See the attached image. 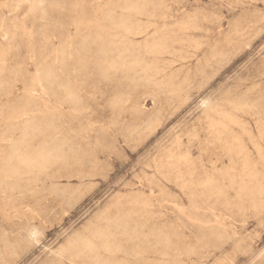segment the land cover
Here are the masks:
<instances>
[{"label":"rangeland","instance_id":"374dc122","mask_svg":"<svg viewBox=\"0 0 264 264\" xmlns=\"http://www.w3.org/2000/svg\"><path fill=\"white\" fill-rule=\"evenodd\" d=\"M105 263L264 264V0H0V264Z\"/></svg>","mask_w":264,"mask_h":264},{"label":"bare ground","instance_id":"6f19581e","mask_svg":"<svg viewBox=\"0 0 264 264\" xmlns=\"http://www.w3.org/2000/svg\"><path fill=\"white\" fill-rule=\"evenodd\" d=\"M30 1V0H29ZM255 1V0H254ZM257 1V0H256ZM50 2V1H49ZM28 3V2H27ZM31 3V2H30ZM46 4H47V2H46ZM235 5V4H234ZM31 6V5H30ZM163 7H164V5H163ZM124 8H125V6H124ZM98 9V8H97ZM123 9V8H122ZM43 10V9H42ZM47 11V10H46ZM99 12H100V10H98ZM130 11H132V10H130ZM71 14V13H70ZM120 15V14H119ZM127 15V14H126ZM122 16V15H121ZM40 17V16H39ZM114 18H115V16H114ZM247 18V17H246ZM96 19V18H95ZM120 19V18H119ZM124 19V18H123ZM131 19V18H130ZM248 20V19H247ZM117 21V20H116ZM139 21V20H138ZM252 21V20H251ZM251 21L249 22V21H247V22H249L248 24H250L251 23ZM120 22V21H119ZM188 22V21H187ZM88 23V22H87ZM94 23V22H93ZM239 24V23H238ZM245 24V23H244ZM252 24V23H251ZM87 25V24H86ZM90 25V24H89ZM96 25V24H95ZM94 25V26H95ZM185 25V24H184ZM230 26V25H229ZM235 26V25H234ZM17 27V26H16ZM82 27V26H81ZM85 27V26H84ZM173 27H174V25H173ZM117 28V27H116ZM193 28V27H192ZM195 29V28H194ZM199 29V28H198ZM239 29V28H238ZM250 29V28H249ZM196 30V29H195ZM194 30V31H195ZM78 31V30H77ZM179 32V31H178ZM230 32V31H229ZM237 32V31H236ZM235 32V33H236ZM109 33H110V31H109ZM240 33V32H239ZM145 34V33H144ZM237 34V33H236ZM236 34H234V35H236ZM135 37V36H134ZM177 37V36H176ZM70 38V37H69ZM239 38V37H238ZM140 39V38H139ZM64 40V39H63ZM226 41V40H225ZM229 42V41H228ZM128 44V43H127ZM172 47V46H171ZM158 49V48H157ZM120 54V53H119ZM221 54V53H220ZM226 54V53H225ZM211 56V55H210ZM55 57V56H54ZM214 57V56H213ZM224 57V56H223ZM152 59H154V58H152ZM208 60V59H207ZM217 60V59H216ZM186 62V61H185ZM40 66V65H39ZM109 70V69H108ZM164 72V71H163ZM48 77V76H47ZM160 77V76H159ZM172 77V76H171ZM205 77V76H204ZM34 80V79H33ZM44 80V79H43ZM155 80V79H154ZM158 80V79H157ZM205 81V80H204ZM55 82V81H54ZM65 84V83H64ZM32 85V84H31ZM162 88V87H161ZM165 88V87H164ZM184 88V87H183ZM28 91V90H27ZM64 92V91H63ZM69 93V92H68ZM137 97V96H136ZM29 98V97H28ZM42 99V98H41ZM226 103V102H225ZM227 106H228V104H227ZM239 109V108H238ZM252 110V109H251ZM11 111V110H10ZM222 113V112H221ZM214 114H215V112H214ZM222 115V114H221ZM220 116V115H219ZM148 117V116H147ZM212 119V118H211ZM227 120H229L228 118H227ZM11 121V120H10ZM231 122V121H230ZM229 122V123H230ZM42 124V123H41ZM40 124V125H41ZM26 126V125H25ZM217 127V126H216ZM227 127V126H226ZM48 128V127H47ZM227 129V128H226ZM225 129V130H226ZM143 130V129H142ZM31 131V130H30ZM33 131H35V130H33ZM247 131V130H246ZM227 132V131H226ZM232 132V131H231ZM244 132H245V130H244ZM34 133V132H33ZM214 133V132H213ZM228 134H230V133H228ZM248 134H250V133H248ZM243 135V134H242ZM252 135V134H251ZM230 136V135H229ZM237 137V136H236ZM258 138V137H257ZM250 139V138H249ZM255 139V138H254ZM258 140V139H257ZM230 141V140H229ZM236 141V140H235ZM253 141V140H252ZM219 142V141H218ZM68 143V142H67ZM241 143V142H240ZM5 144V143H4ZM63 144V143H62ZM12 145V144H11ZM64 145V144H63ZM214 145V144H213ZM227 145V144H226ZM239 145V144H238ZM57 146V145H56ZM244 146V145H243ZM181 147V146H180ZM240 147V146H239ZM77 148V147H76ZM235 149V148H234ZM237 149V148H236ZM59 150H60V148H59ZM90 151V150H89ZM14 152V151H13ZM48 152V151H47ZM86 152V151H85ZM15 153V152H14ZM229 153V152H228ZM16 154H18V153H16ZM48 154V153H47ZM223 154V153H222ZM232 155V154H231ZM260 155V154H259ZM263 155V154H262ZM17 156H19V155H17ZM173 156V155H172ZM49 157V156H48ZM221 157V156H220ZM243 157H244V155H243ZM242 157V158H243ZM35 158V157H34ZM56 158V157H55ZM27 159V158H26ZM188 159V158H187ZM249 159V158H248ZM262 159V158H261ZM242 160H244V159H242ZM191 162V161H190ZM43 163V162H42ZM96 164V163H95ZM22 166V165H21ZM167 166V165H166ZM43 167V166H42ZM176 167V166H175ZM262 168V167H261ZM251 169V168H250ZM255 170V169H254ZM156 171V170H155ZM182 171V170H181ZM239 171V170H238ZM250 174V173H249ZM262 174V173H261ZM37 176V175H36ZM183 176H185V175H183ZM191 177V176H190ZM254 178V177H253ZM186 180H188V178L186 179ZM257 180V179H256ZM261 181V180H260ZM205 182V181H204ZM232 185V184H231ZM199 193V192H198ZM263 193V192H262ZM129 197V196H128ZM199 197H200V195H199ZM120 199V198H119ZM149 200V199H148ZM114 202V201H113ZM121 202V201H120ZM133 202V201H132ZM150 202V201H149ZM129 204V203H128ZM245 204V203H244ZM109 205V204H108ZM117 207V206H116ZM129 207V206H128ZM253 207V206H252ZM107 208V207H106ZM139 208V207H138ZM131 209V208H130ZM129 209V210H130ZM263 209V208H262ZM107 210V209H106ZM115 210V209H114ZM145 210V209H144ZM109 211V210H108ZM116 212V211H115ZM123 212V211H122ZM138 212V211H137ZM100 213V212H99ZM135 213V212H134ZM96 215V214H95ZM101 216V215H100ZM119 216V215H118ZM117 216V217H118ZM103 217V216H102ZM132 217V216H131ZM138 217V216H137ZM260 218V217H259ZM111 219V218H110ZM118 219V218H117ZM121 219V218H120ZM126 219H129V218H126ZM116 220V219H115ZM98 221V220H97ZM102 221H103V219H102ZM123 221V220H122ZM129 221V220H128ZM141 221V220H140ZM213 221V220H212ZM120 222V221H119ZM118 222V223H119ZM141 222H143V221H141ZM140 222V223H141ZM98 223V222H97ZM95 224V223H94ZM106 224V223H105ZM109 224V223H108ZM136 224V223H135ZM135 224H134V226H135ZM150 224V223H149ZM211 225V224H210ZM93 226V225H92ZM150 226V225H149ZM155 226V225H154ZM152 227V226H151ZM92 228V227H91ZM101 228V227H100ZM134 229V228H133ZM145 229V228H144ZM148 229V228H147ZM102 230V229H101ZM104 230V229H103ZM117 230V229H116ZM106 231V230H105ZM133 231V230H132ZM151 231V230H150ZM157 231V230H156ZM85 232H86V230H85ZM95 232V231H94ZM136 232V231H135ZM141 232V231H140ZM76 233V232H75ZM80 233V232H79ZM97 233V232H96ZM98 233H99V231H98ZM108 233V232H107ZM116 233V232H115ZM118 233V232H117ZM151 233V232H150ZM158 232H156V234H157ZM161 233V232H160ZM80 234H83V233H80ZM153 234V233H152ZM134 235H137V233L136 234H134ZM133 235V236H134ZM140 235V234H139ZM155 235V234H154ZM158 235H160V234H158ZM162 235V234H161ZM160 235V236H161ZM97 236V235H96ZM128 236V235H127ZM156 237H158L157 235H155ZM233 236V235H232ZM34 237H35V234L34 235H32L31 236V239L32 240H34ZM70 237H71V235H70ZM87 238V237H86ZM107 238V237H106ZM132 238H137L136 236L135 237H132ZM154 238V237H153ZM160 238H162V237H160ZM160 238H158V239H160ZM169 238V237H168ZM76 239H77V237H76ZM124 239H125V237H124ZM123 239V240H124ZM128 239V238H127ZM130 239V238H129ZM137 239H139V238H137ZM162 239H165V238H162ZM97 240V239H96ZM103 240V239H102ZM114 240V239H113ZM141 240V239H140ZM155 240H157V239H155ZM161 240V239H160ZM68 241H69V239H68ZM67 241V242H68ZM138 241V240H137ZM162 241V240H161ZM160 241V243H162ZM66 242V243H67ZM77 242V241H76ZM103 242V241H102ZM155 242V241H154ZM157 242H158V240H157ZM228 242V241H227ZM65 243V242H64ZM65 243V244H66ZM82 243H83V241H82ZM81 243V246L83 245V244H85V243H83L82 244ZM138 243V242H137ZM147 243V242H146ZM165 243V242H164ZM232 244H233V242H231ZM243 243V242H242ZM73 244H74V242H73ZM78 245H80L79 243H77ZM77 244L75 245V246H77ZM89 244V243H88ZM116 244V243H115ZM144 244V243H143ZM114 245V244H113ZM66 246V245H65ZM110 246V245H109ZM135 246V245H134ZM164 246V245H163ZM240 246H241V244H240ZM245 246V245H244ZM61 247V246H60ZM80 247V246H79ZM86 247H87V243H86ZM89 247V246H88ZM91 247V246H90ZM107 247V246H106ZM129 247V246H128ZM133 247V246H132ZM150 247V246H149ZM158 247V246H157ZM72 248H73V250H74V248H76V247H73L72 246ZM240 248V247H239ZM70 249H71V247H70ZM78 249V248H77ZM81 249V248H80ZM84 249V248H83ZM90 249V248H89ZM106 249V248H105ZM122 249V248H121ZM140 249V248H139ZM245 249V248H244ZM87 250H88V248H87ZM129 250V249H128ZM168 250V249H167ZM240 250H243V249H240ZM75 251V250H74ZM89 251V250H88ZM126 251V250H125ZM140 251V250H139ZM161 251V250H160ZM246 251V250H245ZM247 251H249V250H247ZM57 252V251H56ZM67 252H68V250H67ZM73 252V251H72ZM83 252V251H82ZM131 252V251H130ZM168 252V251H167ZM243 252V251H242ZM64 253V252H63ZM86 253V252H85ZM89 253V252H88ZM98 253V252H97ZM105 253V252H104ZM124 253V252H123ZM160 253V252H159ZM169 253V252H168ZM200 253V252H199ZM236 253V252H235ZM238 253V252H237ZM76 254V253H75ZM126 254V253H125ZM124 254V255H125ZM164 254V253H163ZM57 255V254H56ZM79 255V254H78ZM97 255V254H96ZM167 255V254H166ZM60 256V255H59ZM87 256V255H86ZM162 256V255H161ZM164 256V255H163ZM68 258V257H67ZM93 258V257H92ZM142 258V257H141ZM194 259V258H193ZM67 261V260H66ZM69 261V260H68ZM116 261V260H115ZM143 261V260H142ZM96 262H97V260H96ZM122 262H123V260H122ZM132 262H135V261H132ZM131 262V263H132ZM194 262V261H193ZM89 263V262H88ZM99 263V262H98ZM114 263V262H113ZM106 264V263H105ZM128 264V263H127Z\"/></svg>","mask_w":264,"mask_h":264}]
</instances>
